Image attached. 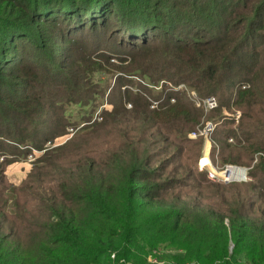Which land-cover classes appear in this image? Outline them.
Returning a JSON list of instances; mask_svg holds the SVG:
<instances>
[{
    "label": "trees",
    "instance_id": "trees-1",
    "mask_svg": "<svg viewBox=\"0 0 264 264\" xmlns=\"http://www.w3.org/2000/svg\"><path fill=\"white\" fill-rule=\"evenodd\" d=\"M247 2L0 0V117L12 114L13 128L18 122L15 142H31V147L41 149V141L50 140L63 129L53 121L52 129L58 127L53 133H41L44 138L28 135L25 112L38 108L30 107L31 102L40 105L31 96L37 94L42 81L48 86L56 79L72 84L74 76L84 75L81 66L85 63L84 71L90 72L89 80H93L102 66L89 60L86 51L92 47L98 52L100 45L112 38L113 44L126 47L135 58L141 57L133 73L148 83L153 84V69L157 68L160 78L186 83L201 96L217 97L215 112L242 108L244 116L238 120L235 133L229 135L235 139L233 146L238 148L246 139L249 147L258 145L264 139L254 144L250 141L264 136V33L258 32L264 27V0H255L248 8ZM233 8L240 15L231 23ZM246 8L249 13L242 16ZM186 22L188 28L199 32L208 26L212 33L205 41L184 43L178 35ZM230 24H242L241 33L230 37ZM158 36L161 40L155 42ZM85 39L89 44H84ZM77 51L74 64L71 61V66L65 67L62 57H74L70 52ZM21 94L25 96L20 101L25 111L17 107ZM62 100L61 104L65 103ZM178 103L189 106L177 100L151 109L146 102L141 121L148 122L149 116L151 119L160 113L179 120L187 112H180ZM131 108V112L136 111V106ZM51 110L56 114L54 107ZM255 112L259 117L252 115ZM198 114L185 123L184 132L197 122ZM188 119L185 116L183 121ZM54 120L62 121L60 117ZM239 132L244 133V139L238 137ZM36 140L39 144H32ZM24 149L31 152L29 147ZM263 157L257 158L249 172L257 180L252 187L260 192H264ZM231 163L242 164L238 159ZM163 174L158 168L142 165L135 151L116 152L111 162L100 168L92 159L84 161L75 169V177L63 179L51 193L39 197L46 217L31 227L29 244H0V264H264L263 210L257 208L252 217L251 211L231 207L227 212L229 226L221 213L209 221V216H197L186 199L171 192L176 181L162 179ZM229 238L233 242L230 253ZM163 248L179 251L170 250L168 263H161L158 254Z\"/></svg>",
    "mask_w": 264,
    "mask_h": 264
},
{
    "label": "rangeland",
    "instance_id": "rangeland-1",
    "mask_svg": "<svg viewBox=\"0 0 264 264\" xmlns=\"http://www.w3.org/2000/svg\"><path fill=\"white\" fill-rule=\"evenodd\" d=\"M254 1L248 0L247 8L251 7ZM247 8L241 12L242 16L249 13ZM234 14L235 8L232 11L231 23L240 12ZM188 25L186 22V27H181V35H178L184 43L205 41L212 33L208 26L199 32L191 25V28H188ZM241 25L230 24V37L241 33ZM258 32L264 33V27ZM161 37L158 36L155 42L160 41ZM111 39H106L100 45L99 48L105 51L98 48L97 52V49L92 47L86 51L89 60L92 59L95 65L102 66L101 73L95 74L93 80H89L90 72L88 74L84 71L87 65L85 63L81 66L83 76H74L75 70L70 76L71 79L74 76L72 84L56 79L48 86L47 82L40 81L41 88L38 87L37 94L31 96L40 102V105L31 102L30 107L38 108L25 112L24 124L28 135L53 133L52 130L58 128L52 129L53 121L63 129L62 133L50 140L41 141V149L31 147V142H24L26 146L15 142L13 137L17 136L18 122L13 128L10 124L15 119L12 114L0 117V244L6 243L9 247H25L29 244L32 238L27 235L30 234L31 227L43 223L46 217L38 202L39 197L43 193H51L63 179L70 181L75 177V169L84 164V161L92 159L96 167L100 168L110 163L116 152L123 154L131 151L132 154L135 151L146 168H158L164 173L162 179L174 178L176 183L171 192L183 200L186 199L197 216H209V221L221 213L224 215V224L229 226L227 212L231 207L251 211L252 217L257 214V208L264 211V192L252 187L257 180L249 174L257 158L264 156V142L249 147L245 144L246 139L237 148L233 146L236 144L234 137L229 136L235 133L234 129L241 116L243 118L244 110L232 108L215 112L217 97H213L216 105L209 107L206 102L208 97L199 95L195 88L186 83L174 84L160 78L161 70L157 68L153 69V84L148 83L146 79L143 80L133 73L141 57H133L126 47L113 44ZM60 43L63 45V42ZM84 44H89L87 39ZM258 48L262 49L260 45ZM78 52H70L74 53V57H62L65 67H70L71 61L74 64ZM100 54L105 57L99 56ZM108 57L111 58L108 60L112 65L108 64ZM169 96L173 98L168 100ZM24 99L23 94L18 96L17 102L20 105L17 107L25 111L26 107L20 103ZM61 100L65 103L61 104ZM177 100L185 105L189 104L186 107L178 103L179 111H186L188 120L183 121L184 115L177 120L160 113L159 116H151V119L149 116L148 122L141 121L145 115L143 109L146 102L149 103V108L158 109L167 101L174 103ZM133 105L136 106V111L131 112ZM52 107L56 109V114L51 110ZM167 107L168 105H165V108ZM197 112L201 113L196 118L197 122L190 130L184 132L185 123L192 122L191 119ZM252 115L259 117L256 112ZM57 117L62 120L60 124L54 120ZM30 128L35 132L30 133ZM237 135L244 139L243 132ZM41 137L44 138L45 135L42 134ZM262 139L264 136H255L249 141L254 144ZM32 144H39L38 140ZM26 147H29L31 152H27L24 149ZM126 156L128 154L123 155V158ZM205 156L209 162L206 166L201 163V158ZM40 158L42 161L39 162ZM233 159L240 160L242 164L231 163ZM226 168L230 175L227 180L224 178L227 173H223ZM231 168L242 169L243 176H235V171L232 172ZM213 169L217 173L215 178L208 173ZM178 241L177 237L173 242L174 247ZM227 246L230 253L233 248L230 238ZM170 250L179 251L174 248L161 249L158 254L161 263H168L167 253Z\"/></svg>",
    "mask_w": 264,
    "mask_h": 264
},
{
    "label": "built area",
    "instance_id": "built-area-1",
    "mask_svg": "<svg viewBox=\"0 0 264 264\" xmlns=\"http://www.w3.org/2000/svg\"><path fill=\"white\" fill-rule=\"evenodd\" d=\"M206 102L208 103L209 107H212L213 105H216L215 99H214L213 97H208V99H207ZM208 130H210V129H208ZM208 164H209V163H205V166L208 165ZM208 173H209V175H210L212 178L217 177V173L215 172L214 169L211 170V171H209ZM223 173H224V171H223ZM221 175H223V174L221 173ZM223 176H224V175H223ZM224 178H225V180H227V177L224 176Z\"/></svg>",
    "mask_w": 264,
    "mask_h": 264
},
{
    "label": "bare ground",
    "instance_id": "bare-ground-1",
    "mask_svg": "<svg viewBox=\"0 0 264 264\" xmlns=\"http://www.w3.org/2000/svg\"><path fill=\"white\" fill-rule=\"evenodd\" d=\"M201 163H202V164L209 163V162H208V158H207V156L201 158ZM230 170H232V172L235 171V172H234V175H235V176H239V177H242V176H243V170H242V169H234V168H231ZM226 175H227V174H226ZM226 175H225V176H226ZM226 177H227V178H230V175H228V176H226Z\"/></svg>",
    "mask_w": 264,
    "mask_h": 264
},
{
    "label": "water",
    "instance_id": "water-1",
    "mask_svg": "<svg viewBox=\"0 0 264 264\" xmlns=\"http://www.w3.org/2000/svg\"><path fill=\"white\" fill-rule=\"evenodd\" d=\"M228 172H229V171H228V168H226V172H224V173H227V175H228Z\"/></svg>",
    "mask_w": 264,
    "mask_h": 264
}]
</instances>
